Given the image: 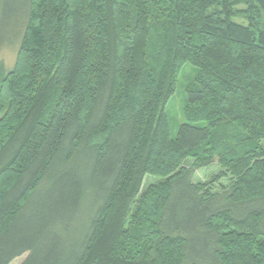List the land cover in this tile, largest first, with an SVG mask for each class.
<instances>
[{
  "label": "trees",
  "instance_id": "obj_1",
  "mask_svg": "<svg viewBox=\"0 0 264 264\" xmlns=\"http://www.w3.org/2000/svg\"><path fill=\"white\" fill-rule=\"evenodd\" d=\"M16 16L0 264H264V0H23Z\"/></svg>",
  "mask_w": 264,
  "mask_h": 264
},
{
  "label": "rangeland",
  "instance_id": "obj_2",
  "mask_svg": "<svg viewBox=\"0 0 264 264\" xmlns=\"http://www.w3.org/2000/svg\"><path fill=\"white\" fill-rule=\"evenodd\" d=\"M23 0H4L0 18H2V26L0 28V39L4 41L13 40L19 33V23L16 16L22 7ZM2 16V17H1ZM237 22L247 24L245 17H237ZM1 40V41H2ZM20 40H16L14 44L0 43V78L9 72L15 66L19 51ZM196 68L190 63H186L181 70L176 86L175 94L170 98L166 104V111L170 117L171 134L173 137L177 135L179 126L184 123L183 109L186 100V90L195 75ZM264 144V142H263ZM192 160H189L186 165L190 166ZM221 171V167L216 159L214 163L209 166L195 170L193 175L194 183H207L215 175ZM160 178L154 176H146L144 180V187L151 183H156ZM230 184L229 177H223L213 186L216 192L228 187ZM27 253L17 257L10 264H21L27 257Z\"/></svg>",
  "mask_w": 264,
  "mask_h": 264
}]
</instances>
